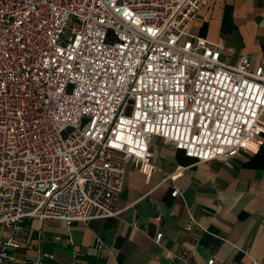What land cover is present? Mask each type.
Instances as JSON below:
<instances>
[{
	"label": "built area",
	"instance_id": "2783aa9c",
	"mask_svg": "<svg viewBox=\"0 0 264 264\" xmlns=\"http://www.w3.org/2000/svg\"><path fill=\"white\" fill-rule=\"evenodd\" d=\"M214 1L0 0L1 226L118 215L126 164L147 178L160 169L154 137L196 163L260 150L264 65L229 64L189 30ZM186 228L209 233L192 213ZM152 239L162 245L163 232ZM10 246L0 242V264ZM240 251L249 262L227 264H264ZM169 253L190 264L191 253Z\"/></svg>",
	"mask_w": 264,
	"mask_h": 264
},
{
	"label": "crops",
	"instance_id": "0c3cea01",
	"mask_svg": "<svg viewBox=\"0 0 264 264\" xmlns=\"http://www.w3.org/2000/svg\"><path fill=\"white\" fill-rule=\"evenodd\" d=\"M190 33L221 44V59L250 68L264 65V0H216L198 13ZM159 170L146 175L126 164L116 216L88 224L26 218L14 228L0 225V242L13 258L5 264H172L169 252L191 253L190 264L249 262L242 249L264 263V144L231 160L196 161L183 150L151 141ZM177 175L176 177H172ZM180 188L181 196L172 191ZM190 213L209 233L187 230ZM161 215L158 222L156 217ZM163 232L158 245L153 236Z\"/></svg>",
	"mask_w": 264,
	"mask_h": 264
}]
</instances>
